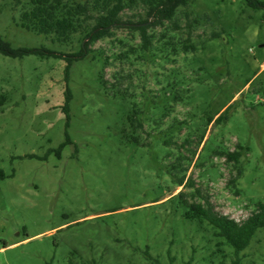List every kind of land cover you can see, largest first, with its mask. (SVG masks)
Returning a JSON list of instances; mask_svg holds the SVG:
<instances>
[{
  "label": "rangeland",
  "instance_id": "374dc122",
  "mask_svg": "<svg viewBox=\"0 0 264 264\" xmlns=\"http://www.w3.org/2000/svg\"><path fill=\"white\" fill-rule=\"evenodd\" d=\"M27 1L0 0V35L13 48L68 55L89 42L53 43L22 28ZM189 11L199 19L194 52H173L157 27L141 53L140 7L88 46L69 79L65 59L0 53V264H264V229L238 256L217 247L177 197L194 189L174 181L192 179L216 212L239 222L264 203V9L192 0ZM187 38L184 28L174 41ZM133 106L144 123L138 141ZM233 151L239 163L222 155Z\"/></svg>",
  "mask_w": 264,
  "mask_h": 264
},
{
  "label": "trees",
  "instance_id": "16d2710c",
  "mask_svg": "<svg viewBox=\"0 0 264 264\" xmlns=\"http://www.w3.org/2000/svg\"><path fill=\"white\" fill-rule=\"evenodd\" d=\"M246 2L254 9H264V1L246 0ZM17 3L20 5L21 0H17ZM191 3L192 0H28L20 14L22 28L38 35L50 37L53 43L70 44L76 35H85L89 42L84 44L79 53L64 55L45 47L13 48L0 35V53L12 58L36 55L41 58L65 59L67 62L66 74L67 79H69L73 63L87 57L88 46L110 37L115 29L122 24V13L124 11L135 10L140 7L144 8L146 18L139 21L133 30L139 33L141 53L145 54L153 48L155 36L149 33V29L157 27L165 28L166 32L162 34V38L164 40L170 37L169 40L172 41H167L165 44L173 52H178V46L184 53L194 52L197 50V46L191 41V38L196 25H199V19L194 16L192 11H189ZM182 20L185 21V24L181 22ZM184 28L188 31V38L183 42L176 43L174 41L176 34H179ZM167 32L171 33L170 36ZM218 37H220V34L213 32L211 39ZM100 80H102L101 76ZM103 84L107 86L108 83L104 81ZM71 100L72 93L68 88L64 107L67 114ZM226 113L227 110L217 119L210 118L209 122L215 120L214 124H218L223 120ZM141 114L142 111L133 106L128 116L131 130L129 133L134 141L140 139L139 133L144 128ZM165 143L169 144L168 141H165ZM238 148L242 149L240 146ZM222 155L227 158L228 162H240L241 154L239 151L226 152ZM181 167L182 163L177 162L173 170L180 169L181 171ZM240 174L241 170H239ZM174 181L180 187L185 186L194 189L189 195L181 191L177 197L187 207L185 214L187 219L211 227L213 236L218 240L217 247L226 245L238 256L251 245L258 231L264 229L263 202L256 205V209L251 216L239 222L216 212L210 197L201 189H195L192 179L186 182V177L183 175L175 177ZM149 259H151V255H149ZM239 261L238 258L234 264H239ZM49 264H53V262ZM68 264H97V262L76 263L69 259Z\"/></svg>",
  "mask_w": 264,
  "mask_h": 264
}]
</instances>
